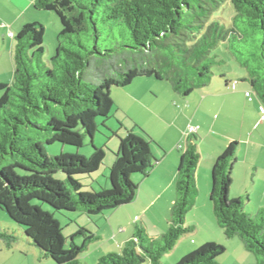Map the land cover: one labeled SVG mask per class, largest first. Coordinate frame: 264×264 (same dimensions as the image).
<instances>
[{
    "label": "trees",
    "instance_id": "1",
    "mask_svg": "<svg viewBox=\"0 0 264 264\" xmlns=\"http://www.w3.org/2000/svg\"><path fill=\"white\" fill-rule=\"evenodd\" d=\"M226 2L229 22L218 16ZM33 7L54 13L60 32L55 54L45 61L44 27L23 26L14 37L13 79L0 83V210L22 229L16 236L0 228V243L10 249L22 241L40 259L81 264L79 257L98 236L78 227L65 247L54 213L79 212L88 221L105 217L104 212L135 200L136 180L147 178L157 162L151 151L159 148L155 142L130 131L121 137L119 128H110L111 89L152 78L189 97L210 83L212 67L220 63L211 54L224 44L264 105V0H34ZM100 126L117 142L109 187L84 190L82 180L104 163V149L93 145ZM85 139L92 147L89 157H48L44 152V144L80 149ZM196 141V135L188 136L179 150L167 232L150 237L137 227L119 253L102 255L95 264H161L194 231L186 225V215L198 196ZM238 148L239 143L230 142L217 157L209 200L223 235L237 237L255 264H264V211L252 216L242 199L228 197ZM56 173L64 180L55 179ZM224 252L209 242L176 264H219Z\"/></svg>",
    "mask_w": 264,
    "mask_h": 264
},
{
    "label": "crops",
    "instance_id": "2",
    "mask_svg": "<svg viewBox=\"0 0 264 264\" xmlns=\"http://www.w3.org/2000/svg\"><path fill=\"white\" fill-rule=\"evenodd\" d=\"M33 3L34 0H0V83L10 84L13 79L14 37L27 24H43L41 22L44 18L42 14L44 12L34 9ZM52 26L56 39L60 32V24L52 21ZM9 33L13 34L14 37L10 38ZM45 35L46 27L44 25V38ZM224 78L225 91L215 89L209 83L210 85L201 88L200 92H195V90L186 98L172 91L171 93L177 97L174 98L173 94L163 92L162 89L158 88L159 86L144 79V86H153L159 94L157 95L151 89H148L151 94L143 91V94L147 96L145 97V105L138 98L128 99V102L136 104L139 112H142L144 116L146 115V124L134 121L135 123L130 127L115 118L117 128L119 131L135 132L138 137L155 142L159 148L152 146L151 151L157 162L147 178L136 180L138 191L135 200L131 204L121 206L108 213L103 217L102 224L97 228L94 227L96 228L95 233L103 243L97 246L89 256L81 255L79 261L83 259L86 264H89V262L97 261L104 254L119 253L124 243L132 237L134 230L139 227L138 225L143 227L148 235L156 237L169 227L171 207L175 199V178L180 158L178 146H185L188 138L186 136L188 127L197 128L196 137L200 141V161L195 172L198 196L191 211L196 213L199 209V211L204 212L200 218L194 217L191 221L186 218V225L193 223L197 226L195 231L196 228L200 230L205 224L200 219L203 215L207 216L209 229L216 232L218 240L222 239L223 236L216 223L212 205H208V201L210 203L211 170L217 157L224 152L230 142L234 141L241 146L236 153V163L231 174L232 183L228 197L229 199L243 200L245 194L247 203H244V209L248 210L247 213L250 215H255L258 208H264V119H262L264 105L258 98L259 102L247 106L246 101L252 103L253 100L249 101L245 95V92L250 90L247 86H250L249 82L243 81L246 78L245 74L235 78V80ZM139 82L142 83V81ZM234 82L237 85L239 82H244V84L240 89L236 87L235 90H232L231 85ZM250 88L252 89L251 86ZM139 93L142 97L144 96L141 92ZM161 95L164 97L163 100ZM174 99H178L179 104L176 103L178 110L171 108V102ZM240 100L245 104L241 109L238 106ZM214 111L220 114L217 118ZM171 112L174 115L172 119L168 116ZM235 113L238 114V118L240 117L238 131H240L241 136L234 132L221 131L224 126H228L230 123L231 114ZM220 116L223 118L221 119ZM179 121L182 122L181 125H178ZM205 143L206 148H203ZM257 182H261L262 187L257 185ZM258 195L259 198L253 202ZM200 203H202L201 206ZM192 212H190L191 215ZM88 225L89 222L87 221L82 226L92 230ZM150 230L158 233H152ZM192 233L188 235L191 236ZM188 235L180 239L175 249L166 255V259L172 257L177 247H180L186 239H190ZM209 242L222 244L209 239L204 241L202 245ZM27 246V251L20 252L23 257L17 258L16 264H52L49 259H40L38 255L36 257L35 254H32L36 251L35 248ZM193 246L194 244H192V248H194ZM4 249L6 248L0 246V264H11V257L16 255L13 251L14 248ZM242 251L248 253L243 246ZM29 255H33L32 261L29 259ZM186 255H183L182 258Z\"/></svg>",
    "mask_w": 264,
    "mask_h": 264
},
{
    "label": "rangeland",
    "instance_id": "3",
    "mask_svg": "<svg viewBox=\"0 0 264 264\" xmlns=\"http://www.w3.org/2000/svg\"><path fill=\"white\" fill-rule=\"evenodd\" d=\"M42 14L44 15V18L41 22L43 24H41V25L43 27L45 25V27H46V35H45V38L43 39V41H44L43 45L45 48L44 60L47 61L48 59H50L55 54V48H56V39H55L54 34H53L54 29L52 26V21L57 23V24L59 23V21H58V18L56 17V15L52 12H44ZM218 16L220 18H222L223 20H225L226 22H229L230 16H231V9L229 7V4H227V2L224 4V6L218 12ZM211 55L214 56L217 59V61H220L219 64L214 65L212 67V78H211L210 84H212L213 88L222 89L225 91L226 87H225V80H224L225 78L224 77L235 80V78L241 77L242 74H246L245 71L239 67L234 56L226 49V46L224 44H220L212 52ZM145 80H149L150 83L159 86L158 88L162 89L163 92L165 91L169 94L172 92L170 86L167 83H164L161 81H156L155 79H152V78L151 79H145ZM145 80H144V78H138V79L134 80V82L126 88H112L111 89V97H112L113 102L115 100L114 109L112 111L113 117L110 119V122H109V125L112 129L117 130V124H116L115 118H118L119 121H122L123 123H125V125L128 124L130 127L133 125V123H135L134 121H137L138 123H141V124H143V123L146 124V115L144 116V114L142 112H139L138 108H136L135 103L128 102L131 98H138L139 100L142 101L143 105H145L146 104L145 97H147V96L145 94H143L144 93L143 91L151 94V92L148 89H151L157 95L159 94L156 92V88H153V86H148V85L144 86ZM139 81H142V83ZM242 84H244V82H239L236 87L238 89H240V87L243 86ZM247 86L250 89L249 92L251 93V97H252L253 102L249 103L246 101V104H247V106H251L254 104V102H259V99H258L256 93L250 88V86L249 85H247ZM199 90L200 89L196 90L195 92H200ZM229 91H230V89H229ZM139 92H141L144 96L142 97V95H140ZM171 94H173V93H171ZM172 96L174 98H177L175 94H173ZM161 99L163 100L164 97L162 96ZM177 100L178 99H174L171 102V106H172L171 108H173L174 110H178L176 105L179 103ZM244 105H245L244 102H242L240 100L239 105H238L239 108L241 109L242 107H244ZM214 112L216 113L215 115L217 118L220 114L217 113L216 111H214ZM168 116H170L172 119L174 115L171 112V113H169ZM237 116H238V114H236V113L231 114L232 118L230 120V123L228 124V126H224L223 127L224 129H222L221 131L225 132V130H226L228 132H234L236 135L241 136L240 131H238L239 130L238 125L240 123L239 122L240 117L238 118ZM220 118L222 119L223 117L220 116ZM168 121L170 123V120H168ZM181 124H182V122L179 121L178 125H181ZM118 133L120 134L121 137H124L126 134V131H119ZM133 133L135 135H137V133H135V132H133ZM113 140L114 139L110 137V132L108 130H106L102 126L98 127V133H96V135L93 139V145L97 148H103L104 149L105 159H104L103 166L99 169V171L97 173L93 174L90 179L82 180V184L86 187L84 190H88L89 187H92V189H95V190H99L100 188L109 187V184L107 181L108 168L113 163L114 154L117 150V147H116L117 142L115 140L114 141ZM199 142H200L199 139H197L196 144H197L198 151L200 149L199 148L200 147ZM240 146L241 145L239 144V147ZM203 148H206V143L203 146ZM44 152H45L46 156H48V157H55V156H58L62 153L63 154H76L77 153V154L83 155L85 157H89L91 155V152H92V147L90 145V140L85 139L83 147H81L80 149H75V148H72L69 146H64V145H60V144L56 143V144H51V145L44 144ZM199 154H200V151H199ZM54 178L57 180H64V175L61 173H56L54 175ZM257 185L262 187L261 182H259V183L257 182ZM258 198H259V195L253 200V202L255 200H257ZM243 202L247 203V196L245 194L243 195ZM201 204L202 203H200V206H201ZM208 205H211L209 203V201H208ZM249 207L252 208L251 205H249ZM255 207H258V206H255ZM43 209L46 211L52 212L51 209H49L48 207L43 206ZM191 210L186 215V218L188 221L189 220L191 221L192 219H194V217L200 218L202 213L204 212V211H199V209H198V211L195 213L194 211L192 212ZM262 211H264V208H258L256 210L257 213L255 215H252V216H256L258 214L260 215V213ZM107 212H109V211L104 212V214H108ZM190 212H192L193 214L191 215ZM245 212H249V211L245 210ZM54 217L56 220L59 221L60 228L62 230L61 234L66 239L65 247H68L70 244L69 237H71L72 235H74L76 233L78 227H82V225H85V223H87V221H88L87 217L84 214L79 213V212L68 213V214L54 213ZM103 220H104V218L102 216L93 217L92 220L88 221L89 222L88 226L92 230L88 229V231L97 235L95 233L96 228L102 224ZM200 220H201V222L205 223L204 226H202V228H200V230H197V228H196V231H195V227H197L195 224L192 223V225H187V226L192 227L193 230L195 231V233H192V235H191L193 237L188 235L189 236L188 238H190V239H186L187 241L185 240L184 243L182 245H180V247H177V249L174 251L172 257H169L168 259H166L167 257L165 256L162 259L161 264H176L178 261H180V259L182 258L183 255H186V254L190 253L191 251L197 249L199 246L202 245V243L204 241H207L209 239H213L216 242L222 243L219 245H221L225 248L224 254L218 259L219 264H255L256 263V259L253 255H251L250 253H244L242 251L243 245L237 237L232 238V239H227L223 235L222 230L220 229L223 237L221 240H218V237L216 236V232L209 229V226L207 225L208 224V217L203 215ZM138 226L140 227V225H138ZM94 227H96V228H94ZM0 228L4 231L11 233V234L14 233V235H16V236H20V234H21L20 232L22 230L18 225L13 223L8 218L7 214L2 210H0ZM167 229L163 233L162 232L159 233V235L157 237H160L162 234L166 233ZM150 231L152 232V230H150ZM197 231H198V233H197ZM152 233H158V232H152ZM149 236L150 237H156V236H152L150 234H149ZM74 242L76 244H80L81 240L75 239ZM102 243L103 242H101L99 240V236H98V240L95 241L94 243H92L89 246V249L86 252H84L82 254V256H84V255L89 256V254H92L95 251V248L97 246H100V244H102ZM192 244H194V246H193L194 248H192ZM0 246H2V248H5L2 245V243H0ZM27 247L28 246L26 245V243L22 242V241L18 242L17 244H15L13 246V248H14L13 251H15L16 255L15 256L13 255L11 257L12 258L11 264H16V261L20 257H23L20 254V252L21 251H27L26 250ZM4 250H6V249H4ZM32 254H35L37 257L38 252L34 251ZM90 256H92V255H90ZM38 257H39V255H38ZM29 259L32 261L34 259L33 255H29ZM50 262L52 264H54L52 260H50ZM80 263L86 264L83 259H80ZM95 263H96V260L94 262H89V264H95Z\"/></svg>",
    "mask_w": 264,
    "mask_h": 264
},
{
    "label": "built area",
    "instance_id": "4",
    "mask_svg": "<svg viewBox=\"0 0 264 264\" xmlns=\"http://www.w3.org/2000/svg\"><path fill=\"white\" fill-rule=\"evenodd\" d=\"M8 36H9L10 38H13V37H14L13 34H11V33H9ZM236 85H237V83L234 82V83L231 85V89H232V90H235V89H236ZM245 95H246V97L248 98L249 101L252 100V98H251V93H250L249 91L245 92ZM262 119H264V116L262 117ZM196 132H197V128H195V127H188L187 132H186V136L188 137V136H190V135H196ZM181 148H182V146L179 145V146H178V149H181Z\"/></svg>",
    "mask_w": 264,
    "mask_h": 264
}]
</instances>
